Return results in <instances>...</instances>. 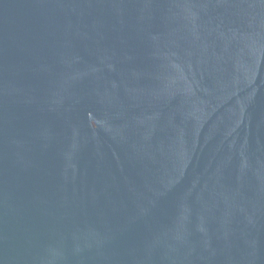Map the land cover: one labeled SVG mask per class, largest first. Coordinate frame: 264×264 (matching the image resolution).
I'll return each mask as SVG.
<instances>
[{
	"label": "water",
	"instance_id": "1",
	"mask_svg": "<svg viewBox=\"0 0 264 264\" xmlns=\"http://www.w3.org/2000/svg\"><path fill=\"white\" fill-rule=\"evenodd\" d=\"M0 264H264V0H0Z\"/></svg>",
	"mask_w": 264,
	"mask_h": 264
}]
</instances>
